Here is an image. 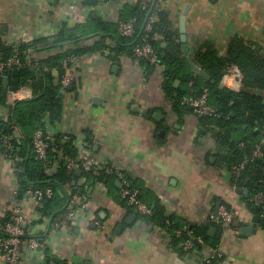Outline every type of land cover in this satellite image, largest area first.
Returning a JSON list of instances; mask_svg holds the SVG:
<instances>
[{
    "label": "crops",
    "instance_id": "0c3cea01",
    "mask_svg": "<svg viewBox=\"0 0 264 264\" xmlns=\"http://www.w3.org/2000/svg\"><path fill=\"white\" fill-rule=\"evenodd\" d=\"M138 1L123 0L122 8ZM187 5L185 58L206 41H213L222 57L233 36L264 55V0H166L162 8L169 11L179 37V20ZM91 6L86 0H0V44L12 48L86 23L94 12L85 17L81 11ZM94 40L81 45L89 47ZM65 51L41 52L35 57L44 59ZM75 56L72 64L64 62L65 58L62 61L63 75L76 77L71 89H61L64 105L54 136L82 135L95 157L120 168L141 194L156 199L166 216L190 226L213 228L208 235L217 234V242L204 244L199 252L209 256L216 249L212 264H264V229L258 226L260 220L253 222L258 215L231 183L227 169L215 164L219 147L211 133L190 107L176 109L163 93L161 68L150 72L127 56L111 62L101 51ZM180 85L179 80L174 82L175 87ZM18 91L22 99L33 97L29 87ZM0 116L8 118L7 107H1ZM1 153L0 220L9 215L11 202L20 198L22 211L32 218L23 229L43 245V258L40 253H24L20 264H46L47 255L52 262L67 264H202L199 256L177 251L164 229L127 205L120 197L121 183L114 177L104 181L106 193L97 194L93 181L81 182L85 173L76 176L73 184L85 207L68 229H55L37 211L38 202L19 193L16 167ZM218 203L219 207L229 205L241 228L252 227V231L223 232L212 220ZM0 264L5 263L0 259Z\"/></svg>",
    "mask_w": 264,
    "mask_h": 264
},
{
    "label": "trees",
    "instance_id": "16d2710c",
    "mask_svg": "<svg viewBox=\"0 0 264 264\" xmlns=\"http://www.w3.org/2000/svg\"><path fill=\"white\" fill-rule=\"evenodd\" d=\"M156 5V1L151 0L149 6L142 9L138 1L134 4L126 3L125 7L119 11L118 19L134 20L135 33L132 37L120 36L116 24L90 17L86 23L76 24L72 28L63 27L53 35L18 44V58L22 65L6 68L4 77H7L8 86L13 91L26 86L32 90L33 97L8 104V91L0 88V106L7 107L9 113L6 123L2 122L0 117V153L6 152L19 158L16 164L19 193L22 194L29 188H51L54 192L53 197L38 202L37 211L48 218L51 225L64 216L67 203L64 187L69 184L78 192L79 188L73 184L77 175L75 171L68 172L65 160H62L57 172L47 176L42 163L34 159L31 148L34 133L45 127V115L48 116L47 120L51 124L61 121L64 96L61 94L59 80L56 77L64 73L62 61L66 54L79 56L95 51H101L115 63L121 56L134 59L133 47L144 33L148 16L154 14L156 18L151 23L147 39L158 61L156 65H151L144 60L138 61V64L146 66L150 72L158 66L161 68L162 91L176 109L185 107L180 101L182 97L189 94L190 89L198 92L201 87L209 88V103L217 110L219 116L217 118L199 117V122L211 133V137L219 147L215 164L229 169L233 165L244 162L239 176L231 178V183L244 197L251 212L260 217L258 226L264 229V203L256 206L249 201L257 193L264 195V157H252L255 145H259L264 154L262 144L264 141V55L251 43L237 36L230 39L226 53L222 57L219 56L214 42L206 41L191 53L190 59L200 71L209 76L210 80L215 81V84H210L191 72L169 11L162 7L156 8ZM89 39H95L91 46L81 45ZM106 41L111 43L107 44ZM62 49L67 51L50 54L44 59L35 57L41 52ZM12 55L11 47L0 44L2 60L6 61ZM231 65L237 66L242 74V87L239 92H234L227 87L219 88L226 69ZM53 72H56L57 76H54ZM176 80H179L184 88L181 85L175 87ZM190 82L193 83L192 86H188ZM257 91L261 92L259 96ZM11 126L20 133L19 140L15 138V129ZM7 136L12 138L5 140ZM54 138L55 145L63 150L67 159L76 158L74 137L64 141L60 134H56ZM240 143L244 144L243 148H239ZM111 177L105 171L97 176L86 174L89 182H107ZM131 184L136 188L133 182ZM137 190L139 197L152 210V215L144 217L145 220L164 229L169 236L170 244L183 255L187 251L179 243L185 239L193 240V250L197 253L202 250L204 244L214 245L217 242V234L213 237L208 235V224L190 226L176 217L166 216L155 198L153 199L148 193L141 194L138 188ZM7 220L8 215L0 222ZM177 229L182 231L179 237L173 234V231ZM195 239L200 241L196 242ZM46 258L47 261L51 260L48 255ZM215 261L211 260L209 264Z\"/></svg>",
    "mask_w": 264,
    "mask_h": 264
},
{
    "label": "built area",
    "instance_id": "2783aa9c",
    "mask_svg": "<svg viewBox=\"0 0 264 264\" xmlns=\"http://www.w3.org/2000/svg\"><path fill=\"white\" fill-rule=\"evenodd\" d=\"M107 0H97L96 4L88 9L81 11L82 15L88 17L91 12H94L102 21L110 22L117 25V32L123 37H132L135 33L134 20H121L118 19V13L122 9L123 0H112L109 4ZM109 1V0H108ZM151 0H140L139 4L142 9H146L149 6ZM157 5L156 8L162 7L164 0H154ZM106 3V4H105ZM110 5V6H109ZM155 15L148 16L146 25L144 27V33L141 35L139 41L134 45L132 55L135 61L144 60L149 64L156 65L158 57L151 47L147 39V33L150 30L151 23L154 21ZM13 55L6 61L0 57V80L4 77V71L9 67H20L22 65L18 58V44L12 46ZM77 61V57L74 55H67L64 62ZM36 65V63H35ZM159 67V66H158ZM156 67V68H158ZM76 75L64 74L59 77V84L61 89H66L75 80ZM221 83L228 89L239 92L242 87V74L237 66H229L221 80ZM190 82L189 86H192ZM20 89V88H19ZM19 89L8 91L7 103L12 104L15 101L25 100L20 98ZM210 90L208 87H201L198 92L190 89L189 94L181 98V105L190 107L193 114L199 117H212L217 118L219 116L217 110L209 103ZM2 106H0L1 109ZM1 121L8 122L7 116H0ZM48 116L45 115V127L44 129L37 130L32 138V152L34 159L41 162L44 167V172L47 176L54 175L60 165V161H66V167L68 172L80 170L85 174H91L97 176L100 172L105 171L107 174L114 177L121 183L120 197L129 206L133 207L137 213L142 217H149L152 215V210L140 197L139 191L132 186L130 181L126 178L125 173L115 165H112L105 159H99L95 157L89 150V147L82 135H76L74 137L73 145L76 148L78 154L74 159H67L64 156V152L55 145L54 132L57 123H49ZM12 129H15L11 126ZM15 131V130H14ZM74 136V135H73ZM72 135H63V139L68 141ZM11 136H7L4 139H10ZM244 144L240 143L239 148H243ZM1 157L13 162V168L16 167V161H19L17 156L9 155L4 152L1 153ZM252 157L263 158L264 154L261 151L259 145H255L252 151ZM243 163L240 165H233L227 169L226 174L231 178L237 177L243 168ZM81 182H86V178H80ZM95 191L97 194L106 193V185L104 181H95ZM77 188V187H76ZM64 192L67 197L66 211L64 216L54 223L55 229L66 228L78 218L79 213L84 209L81 196L77 194L75 187H71L66 184ZM25 197L31 198L37 202L42 200L51 199L54 192L51 188H29L24 193ZM254 205H262L264 203V195L257 193L253 198L249 199ZM32 220L29 215H26L22 211L21 199L16 198L11 202L10 212L8 220L6 222H0V259L5 264H20L22 255L24 253L33 255L40 253L43 258V245L35 238H30L25 233L23 227ZM212 220L219 225L223 232L231 231L238 233L241 228L239 217L235 210L229 205H221L218 209V213ZM160 229L159 227H157ZM182 231L177 229L173 231L176 237L181 235ZM199 242V239H195ZM181 246L187 251V255L199 256V261L202 264H209L211 259L217 254V250H212L209 256H202L199 252L193 250V240L185 239L181 242ZM46 264H56L49 261Z\"/></svg>",
    "mask_w": 264,
    "mask_h": 264
},
{
    "label": "water",
    "instance_id": "95a60500",
    "mask_svg": "<svg viewBox=\"0 0 264 264\" xmlns=\"http://www.w3.org/2000/svg\"><path fill=\"white\" fill-rule=\"evenodd\" d=\"M88 3L94 5L96 4L97 0H86ZM188 10H189V5H187L185 7V9L183 10L182 12V15L180 17V20H179V25H178V30H179V34H180V42L182 43V47H183V51L184 53H186V35H185V22H186V16H187V13H188ZM93 17H95V13L92 15ZM191 69L193 70V72L195 74H197L202 80L204 81H208L210 84H215V81L213 80H210L209 76L203 72V71H200L190 60L189 57L186 58ZM177 84V82L175 83ZM0 88L4 89V90H8V91H11L12 88L8 86V79L7 77H3L1 80H0ZM219 88L220 89H223L224 88V85L222 83L219 84ZM68 89H71V85H69ZM64 91H61V94H63ZM260 91H257V95L259 96L260 95ZM16 137H19L20 136V133L19 132H16L15 133ZM263 146H264V141H263ZM66 164V162H65ZM75 174L77 176H79L81 174V171L80 170H76L75 171ZM245 194L247 193L246 191L244 192ZM219 207V203L217 204L216 206V211H215V215H217V209ZM260 220V217L259 216H254L253 218V222H258ZM214 229L213 228H210L209 229V234L211 235L213 233ZM252 231V227H242L240 229V232L241 233H250ZM54 262L56 264H58V261L53 259Z\"/></svg>",
    "mask_w": 264,
    "mask_h": 264
}]
</instances>
